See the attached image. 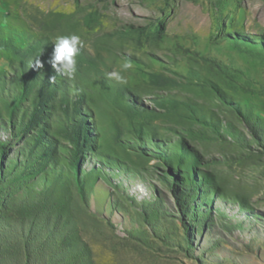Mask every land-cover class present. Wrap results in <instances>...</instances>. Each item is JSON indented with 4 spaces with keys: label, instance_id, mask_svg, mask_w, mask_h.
I'll return each mask as SVG.
<instances>
[{
    "label": "rangeland",
    "instance_id": "obj_1",
    "mask_svg": "<svg viewBox=\"0 0 264 264\" xmlns=\"http://www.w3.org/2000/svg\"><path fill=\"white\" fill-rule=\"evenodd\" d=\"M0 264H264V0H0Z\"/></svg>",
    "mask_w": 264,
    "mask_h": 264
},
{
    "label": "clouds",
    "instance_id": "obj_2",
    "mask_svg": "<svg viewBox=\"0 0 264 264\" xmlns=\"http://www.w3.org/2000/svg\"><path fill=\"white\" fill-rule=\"evenodd\" d=\"M82 41L78 35L57 36L54 38L53 51L48 63L55 70V74L50 76L49 81L54 82L56 75H64L68 78H75L77 74V55L82 47ZM35 67H42L40 60H36ZM124 70L130 69L132 63L125 59L122 64ZM108 77L115 79L119 83H125V78L119 72H109Z\"/></svg>",
    "mask_w": 264,
    "mask_h": 264
},
{
    "label": "trees",
    "instance_id": "obj_3",
    "mask_svg": "<svg viewBox=\"0 0 264 264\" xmlns=\"http://www.w3.org/2000/svg\"><path fill=\"white\" fill-rule=\"evenodd\" d=\"M75 142V147L78 149L79 147V142L78 141H74Z\"/></svg>",
    "mask_w": 264,
    "mask_h": 264
}]
</instances>
